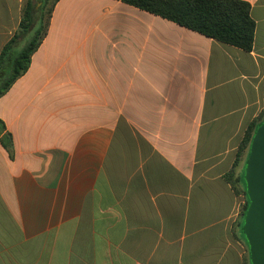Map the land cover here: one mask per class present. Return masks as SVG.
<instances>
[{
  "label": "crops",
  "instance_id": "crops-1",
  "mask_svg": "<svg viewBox=\"0 0 264 264\" xmlns=\"http://www.w3.org/2000/svg\"><path fill=\"white\" fill-rule=\"evenodd\" d=\"M23 1L0 0V55ZM240 1L250 52L120 0H59L0 98V264H249L226 176L264 117V0Z\"/></svg>",
  "mask_w": 264,
  "mask_h": 264
},
{
  "label": "trees",
  "instance_id": "trees-1",
  "mask_svg": "<svg viewBox=\"0 0 264 264\" xmlns=\"http://www.w3.org/2000/svg\"><path fill=\"white\" fill-rule=\"evenodd\" d=\"M120 1L244 51L250 52L254 47L256 22L251 15V5L247 2L240 0ZM37 2L42 3L39 9H37ZM58 2L59 0H28L26 2L19 29L0 55V98L27 72L33 54L47 36L52 13ZM26 39L28 41L24 48L15 52L20 41ZM262 123H264V117L254 120L248 125L246 134L239 145L234 165L226 176V180L232 185L235 194L238 196L243 194L246 197L240 220L236 225L242 234L249 205L245 182L246 165L242 175L238 176L236 172L242 161L246 160L247 163L252 139ZM0 136L3 147L10 153V156H13V138L10 133H6V126L1 120Z\"/></svg>",
  "mask_w": 264,
  "mask_h": 264
},
{
  "label": "water",
  "instance_id": "water-1",
  "mask_svg": "<svg viewBox=\"0 0 264 264\" xmlns=\"http://www.w3.org/2000/svg\"><path fill=\"white\" fill-rule=\"evenodd\" d=\"M249 205L243 234L249 245L251 264H264V123L251 142L245 170Z\"/></svg>",
  "mask_w": 264,
  "mask_h": 264
},
{
  "label": "rangeland",
  "instance_id": "rangeland-1",
  "mask_svg": "<svg viewBox=\"0 0 264 264\" xmlns=\"http://www.w3.org/2000/svg\"><path fill=\"white\" fill-rule=\"evenodd\" d=\"M27 1H28V0H24V1H23V7L25 6V4H26ZM34 1H35V0H34ZM41 6H42V3L37 2V9L41 8ZM22 11H23V10H22ZM27 41H28L27 39H26V40H22V41H20V43L18 44V46H17L15 52H19V51H21V50L24 48V46L26 45ZM245 238H246V237H245Z\"/></svg>",
  "mask_w": 264,
  "mask_h": 264
}]
</instances>
